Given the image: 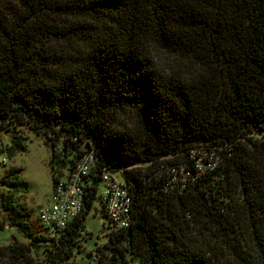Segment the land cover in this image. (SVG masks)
I'll list each match as a JSON object with an SVG mask.
<instances>
[{"label": "trees", "instance_id": "trees-1", "mask_svg": "<svg viewBox=\"0 0 264 264\" xmlns=\"http://www.w3.org/2000/svg\"><path fill=\"white\" fill-rule=\"evenodd\" d=\"M19 126L49 145L52 185L87 150L97 165L56 240L1 200L0 230L23 243L0 246V264H82L102 167L129 187L133 223L86 264H264V0H0L1 133ZM192 148L222 161L181 193L150 189L162 164L191 168ZM18 172L0 183L26 189Z\"/></svg>", "mask_w": 264, "mask_h": 264}, {"label": "built area", "instance_id": "built-area-1", "mask_svg": "<svg viewBox=\"0 0 264 264\" xmlns=\"http://www.w3.org/2000/svg\"><path fill=\"white\" fill-rule=\"evenodd\" d=\"M3 130L0 128V133ZM59 152L60 148H56ZM191 168L184 162L162 164L151 172L146 181L154 191L181 193L189 182L202 173L213 170L222 161L214 149L192 148L189 152ZM97 165L93 150H87L75 160L72 168L57 176L50 193V206L38 211L37 222L44 235L51 240L58 239L66 225L85 211V187L89 185V174ZM100 182L104 190L98 198L101 215L113 230L128 229L132 223L131 192L116 172L102 167L99 171ZM97 257L93 254L89 264H95Z\"/></svg>", "mask_w": 264, "mask_h": 264}, {"label": "rangeland", "instance_id": "rangeland-1", "mask_svg": "<svg viewBox=\"0 0 264 264\" xmlns=\"http://www.w3.org/2000/svg\"><path fill=\"white\" fill-rule=\"evenodd\" d=\"M169 59L158 55L155 62L159 67L167 68ZM16 136L22 149L14 150L12 154H9L8 149L12 146ZM50 160L49 145L44 143L41 134H35L30 128L19 126L15 132L0 134V178L6 170L14 168L19 171L17 179L26 184V189L13 191L10 186L0 183V222L10 214V212L1 210L2 200L4 204L11 205L14 213H27L28 216L24 218L25 223L29 225L33 233L43 235L37 222V215L40 209L50 206L52 176L59 168L58 164H52ZM116 177L121 179L118 173H116ZM103 190V183L99 182L97 201L85 218L84 232L78 241V249L74 257L76 263L86 264L87 255L106 242L109 225L101 215L102 207L98 200ZM13 240L23 243V239L13 228L4 227L3 230H0V246H6Z\"/></svg>", "mask_w": 264, "mask_h": 264}]
</instances>
